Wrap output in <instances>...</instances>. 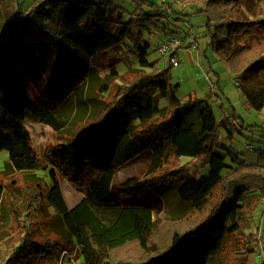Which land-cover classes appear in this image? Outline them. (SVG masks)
<instances>
[{
  "label": "trees",
  "instance_id": "obj_1",
  "mask_svg": "<svg viewBox=\"0 0 264 264\" xmlns=\"http://www.w3.org/2000/svg\"><path fill=\"white\" fill-rule=\"evenodd\" d=\"M242 1L246 0H132L134 8L129 11L116 0H34L27 7L26 0H0L4 58L21 46V35L36 31L41 41L50 42L58 68L73 61L75 49L96 57L124 42L129 44L126 55L141 66L126 77L112 71L111 80L100 79L92 70L90 79L99 85L101 105L66 134L60 133L63 125L56 116L23 95L16 71L14 76L0 73V152L9 153L4 171L45 170L47 163L35 151L27 119L51 127L56 142L45 151V158L56 171L51 173L49 192L29 187L27 202L29 211L37 205L43 208V202L53 207L54 219L64 230L61 238L40 239L38 226L26 225L19 245L1 254L0 264H48L70 249L83 264H222L228 241L235 238L244 252L237 264H250L258 240L245 230L264 201V166L241 161L236 168L228 165V147L220 143V131L223 128L230 138L234 135L229 117L224 115L219 122L203 100L182 102L177 96L180 85L170 82L173 66L161 69L149 60L150 38L173 30L168 12L182 20L189 7L205 5L211 46L228 54L226 61L235 70L246 105L264 111V46L250 56L235 54L242 48L230 44L235 34L264 28L263 13L255 21L239 22L234 10ZM179 2L187 6L178 10ZM242 59L245 62L239 66ZM116 79L120 83L115 84ZM163 99L169 101L168 108L160 107ZM145 152L151 157L146 178L129 180L114 194L116 169ZM260 156L264 161V151ZM183 157L191 160L181 164ZM205 169L209 176L198 180ZM92 170L99 172L94 190L69 210L56 172L86 184ZM4 192L0 184V215ZM148 193L160 197L174 193L189 208L188 215L163 222L168 231L164 244L160 234L156 238L152 212L125 203L130 196L140 199Z\"/></svg>",
  "mask_w": 264,
  "mask_h": 264
},
{
  "label": "rangeland",
  "instance_id": "obj_2",
  "mask_svg": "<svg viewBox=\"0 0 264 264\" xmlns=\"http://www.w3.org/2000/svg\"><path fill=\"white\" fill-rule=\"evenodd\" d=\"M33 1L26 0V7ZM154 1L158 3L170 2V0ZM262 1L264 2V0ZM116 2L129 11L134 8L132 0H116ZM237 3L234 10V15L237 18L241 19L250 14L245 10V1ZM249 3L251 0L248 1ZM185 6L187 4L179 2L175 8L182 10ZM204 10L205 5L189 7L186 11V14L189 15L182 17V20H176L168 12L173 30L150 38L152 45L149 51V60L156 61L161 69L167 68L169 66L168 57L164 58L160 55L157 50L158 43L172 37L182 39L186 35H192L198 45V49L193 51L200 53L199 55L194 54L196 65L188 57L181 60V56H179V66L173 67L170 72V82L180 85L177 91L178 98L184 102L195 99L203 100L206 105L212 107L219 122L224 118V115L230 117V126L234 130V135H230V138L223 128L220 131V143L228 147V150L225 151L228 165L236 168L239 164L238 161H241L246 164L264 166V161L260 156V153L264 151V111L258 112L246 105L238 84H235V70L226 61L227 59L223 58L211 46L210 32L206 26L208 19ZM262 13L264 14V10L258 14L254 12L250 20H257ZM212 30L215 32L213 28ZM19 38L22 40L21 46L13 47L7 58H4L0 53V73L6 75L8 71L10 75L14 76L13 72L16 71V81L21 87L23 95L41 110L60 120L59 122L63 125L61 134H66L67 131L82 124L83 121H87L101 105L98 102L102 99L99 85L92 84L90 79L92 70L98 71L100 79L111 80L112 71L120 77H126L130 72L141 68L137 59L126 55L129 50V44L126 42L104 51L96 57H90L83 51L75 49L73 50V61L58 68L50 50V42L41 41L39 32L21 35ZM145 38L149 39L147 32H145ZM230 44L239 50L242 48L235 54L249 53L251 56L264 46V28L262 27L249 35L235 34L231 38ZM244 62L242 59L239 66ZM117 83H120L119 79L115 80V84ZM211 83L214 84L213 89L210 88ZM160 107L168 108L169 101L161 100ZM27 127L31 133L35 151L40 158L46 161L47 168L26 174L5 172L4 163L8 160L9 153L7 151L0 152V184L5 189L0 215V255L10 252L13 246L19 245V240L24 236L23 227L31 223L33 226H38L37 232L41 235H36L40 239L53 240L63 236L62 223L54 219L56 212L53 207L43 202L44 211L40 205H37L36 210L29 211L27 202L29 187H39V190L43 189L49 192V185L52 182L51 173L56 169L45 158V151L55 144L57 133L51 127L31 118L27 119ZM247 128L249 130H246ZM247 145H250L252 149H247ZM190 160V158L183 157L181 164H186ZM150 165V154L145 152L118 167L113 182L114 194L129 180L145 179ZM91 173L89 181L85 184L84 182L79 183L63 172H56L69 210L78 206L94 190L99 172L92 170ZM208 176L209 169H205L201 171L197 179L202 180ZM125 203L146 207L152 212L156 225L155 235L156 238H160L159 234L162 236L161 244L168 241V231L163 222L189 214V208L182 205L174 193H167L164 197L148 193L140 199L130 196ZM245 234L257 235V240L261 236L260 241L258 240L256 244L257 252L250 257V264H264V201L257 206ZM238 240L235 238L228 241L229 252L223 256L225 262L222 264L238 263L244 253ZM47 263L83 264V260L76 255L73 249H70L61 253L59 258L47 260Z\"/></svg>",
  "mask_w": 264,
  "mask_h": 264
},
{
  "label": "built area",
  "instance_id": "obj_3",
  "mask_svg": "<svg viewBox=\"0 0 264 264\" xmlns=\"http://www.w3.org/2000/svg\"><path fill=\"white\" fill-rule=\"evenodd\" d=\"M185 46L187 47V49L191 50L198 49V45L195 38L192 35H186L182 39L172 37L170 39L161 40L158 43L157 50L159 51L162 57H168L169 66L177 67L179 66V56L182 51V47ZM247 149H252V147L250 145H247ZM260 239L261 236L258 237L259 241Z\"/></svg>",
  "mask_w": 264,
  "mask_h": 264
},
{
  "label": "crops",
  "instance_id": "obj_4",
  "mask_svg": "<svg viewBox=\"0 0 264 264\" xmlns=\"http://www.w3.org/2000/svg\"><path fill=\"white\" fill-rule=\"evenodd\" d=\"M248 1L250 0H246L245 1V5H246V9L243 7V9L247 10L250 14L244 16L243 18L239 19V22H248L250 20V17L253 15L254 12H256V14H258L259 12H262L264 10V2L262 0H252L251 3L248 4ZM121 5V4H120ZM231 40V38H230ZM194 54H200L198 53V51L195 53V51L191 50V49H187V47H182V51L180 53V59H184L186 57H188L194 65H196L195 61H194ZM197 55V57H198ZM222 55V54H221ZM223 58H227L228 54H224L222 55ZM210 81V80H209ZM236 84V82H235ZM213 85L214 84H210V88L213 89ZM245 100V99H244ZM182 101V100H181ZM184 102V101H182Z\"/></svg>",
  "mask_w": 264,
  "mask_h": 264
}]
</instances>
